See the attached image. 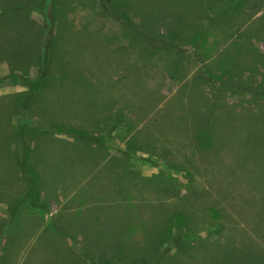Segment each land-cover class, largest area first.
Segmentation results:
<instances>
[{"label":"rangeland","instance_id":"rangeland-1","mask_svg":"<svg viewBox=\"0 0 264 264\" xmlns=\"http://www.w3.org/2000/svg\"><path fill=\"white\" fill-rule=\"evenodd\" d=\"M42 3L0 9L33 39ZM49 17L36 97L30 56L0 59V254L43 222L57 245L37 264H264V0H50ZM33 165L39 186L18 180ZM32 185L43 202L8 209Z\"/></svg>","mask_w":264,"mask_h":264},{"label":"crops","instance_id":"crops-1","mask_svg":"<svg viewBox=\"0 0 264 264\" xmlns=\"http://www.w3.org/2000/svg\"><path fill=\"white\" fill-rule=\"evenodd\" d=\"M11 5L12 4H8V5L5 4V6H3V8L0 9V59H2L3 57L6 58L7 62L10 63L13 67H15L16 65H14V64L21 61V59H17V57H20L21 55H29L30 61L27 63V65L26 66L18 65V66L22 70L23 69L28 70L30 67L36 68V75H37V64H36V59L34 56L39 51V45H40L42 35H43V27H41V31H40L41 33H39V30L36 29L35 34L33 35V39H32V30L30 31L29 29H27L28 32L23 31L22 29H24L23 28L24 23H21V24L16 23V20L11 18L10 13H12V11H8V7H11ZM14 5H15L14 10L18 9V8H19V10L20 9L22 10V6L16 5V4H14ZM8 14H10V15H8ZM6 16H9V17H6ZM24 21L27 22L28 26L31 25L30 19L28 20L25 18ZM38 27H39V25H38ZM15 54H21V55L13 56ZM11 57H12V59L14 57H16L14 62H11V60H12V59H10ZM36 75H35V77H36ZM7 129H9V125H8ZM14 132L15 131H13L12 133H14ZM45 164H46L45 166L48 168L47 163H45ZM55 165H56V162H55V164L50 165V168L52 170L50 171L49 174L51 176H53V175L61 176L63 174V172L60 173V171H57L56 169H58L59 167L54 168ZM43 167H44V164H43ZM13 173H14V171H13ZM31 173H30V176L27 174H25L24 176L18 175V178H19L18 180L20 181V180L25 179L31 183H35V184L38 183L37 184L38 186H39V184L41 185V183L43 184V181H42L43 180V178H42L43 173H42V170L39 166L33 165ZM62 182H64V179ZM54 184L56 185V183H54ZM27 192L28 191H25L23 193H14L13 200H10V202H8V209L13 208V207L20 208L22 206V203H25V202H18V201H16V198L20 197V194H21V196H23L27 200L28 199V198H26ZM10 193H12V192H10ZM36 193H37V202H34V205H33L34 207H36L35 204H38L39 198H40V203H42L43 200L41 199V197L43 198V196H46L45 192L43 193L42 191H40V192L36 191ZM19 201H22V199H20ZM31 202H33V201H31ZM11 203H12L13 207L10 205ZM100 224L101 223L97 224L96 222H92V221L76 223V225H78V227H82L86 230H94L97 227V225H100ZM57 225L58 224H56V223L55 224L43 223V222L32 223L29 225L30 226L29 228L27 226V228L25 229L24 232L18 233V234H20L19 237L23 238L22 239L23 243L20 244V245H23L22 246L23 247V254H22L23 255L22 256L23 264H37L35 258L39 257L41 255V252L43 254V251H46L44 248L46 245H43L44 242L51 241L55 245H57V242L55 241L57 239L54 238V237H57V234H58L57 228L54 227V226L57 227ZM101 228L105 229V227H103V226ZM96 229H98V227ZM107 229H108V227H107ZM36 230H37V232H35ZM18 234H16L15 236H12V238L7 239L5 241V244L2 243V246L4 245V248H5L6 252L8 253V255L6 256L5 254H0V264H10V263L14 264L16 262V260L18 261V255L17 254L19 253L18 247H19L20 242L18 244H15L16 243V241H15L14 244H12L13 240L16 239V236ZM25 241H26V244L24 243ZM14 247H16V248H14ZM57 250H60L61 253L64 254L61 247L58 246ZM10 251L12 253H10ZM51 252L53 253V256L47 255V257L45 258L46 262L48 264H62L63 255L60 258H57L54 256V254H55L54 251H51ZM52 259H53V261L51 262Z\"/></svg>","mask_w":264,"mask_h":264},{"label":"trees","instance_id":"trees-1","mask_svg":"<svg viewBox=\"0 0 264 264\" xmlns=\"http://www.w3.org/2000/svg\"><path fill=\"white\" fill-rule=\"evenodd\" d=\"M41 8V14L43 17V35L39 45V51L34 56L37 64V75L33 80L23 79L22 85L27 89L23 93V97L26 98L27 101L32 100V98L36 97L40 91L41 86L43 85V81L49 76L50 73V65H51V50L53 39L51 36L52 31V22L49 17L50 10V0H43ZM51 37V39H50ZM48 38L51 44H48ZM12 80H16V76L10 77ZM5 78L0 79V86ZM23 103V102H22ZM21 167H23L24 163H20ZM26 198L30 199L33 202H37V193L35 186H31L26 194Z\"/></svg>","mask_w":264,"mask_h":264}]
</instances>
